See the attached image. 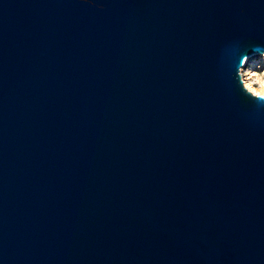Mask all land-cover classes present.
I'll return each mask as SVG.
<instances>
[{
	"label": "water",
	"instance_id": "1",
	"mask_svg": "<svg viewBox=\"0 0 264 264\" xmlns=\"http://www.w3.org/2000/svg\"><path fill=\"white\" fill-rule=\"evenodd\" d=\"M264 0H0V264H264Z\"/></svg>",
	"mask_w": 264,
	"mask_h": 264
},
{
	"label": "rangeland",
	"instance_id": "2",
	"mask_svg": "<svg viewBox=\"0 0 264 264\" xmlns=\"http://www.w3.org/2000/svg\"><path fill=\"white\" fill-rule=\"evenodd\" d=\"M263 57H264L263 55H258V56L250 58V61L246 63V66L241 69L242 79H243V75L246 74V71L250 70L251 73H253L255 78H259L264 81V58ZM243 82H244V79H243ZM244 86L246 87L245 84ZM254 88H257V86H255Z\"/></svg>",
	"mask_w": 264,
	"mask_h": 264
},
{
	"label": "bare ground",
	"instance_id": "3",
	"mask_svg": "<svg viewBox=\"0 0 264 264\" xmlns=\"http://www.w3.org/2000/svg\"><path fill=\"white\" fill-rule=\"evenodd\" d=\"M259 55H263L264 56V54H259ZM249 61H250V58H247L246 59V63H248ZM243 79H244V84L246 85V87L252 93H254L255 95H262V96H264V81L262 79L255 78L254 75H253V73H251L250 70H247L246 71V74L243 75ZM255 86H257V88H254Z\"/></svg>",
	"mask_w": 264,
	"mask_h": 264
}]
</instances>
